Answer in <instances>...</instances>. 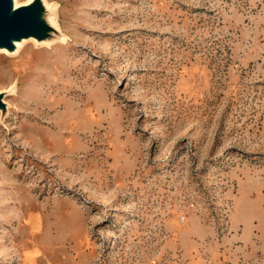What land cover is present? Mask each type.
Here are the masks:
<instances>
[{
	"label": "rangeland",
	"instance_id": "374dc122",
	"mask_svg": "<svg viewBox=\"0 0 264 264\" xmlns=\"http://www.w3.org/2000/svg\"><path fill=\"white\" fill-rule=\"evenodd\" d=\"M43 1L54 41L0 50V264H264V0Z\"/></svg>",
	"mask_w": 264,
	"mask_h": 264
},
{
	"label": "water",
	"instance_id": "95a60500",
	"mask_svg": "<svg viewBox=\"0 0 264 264\" xmlns=\"http://www.w3.org/2000/svg\"><path fill=\"white\" fill-rule=\"evenodd\" d=\"M45 9L43 0H31L24 4H16L15 0H0V50L13 54L24 42L23 39L33 40L37 45L53 42L55 37L52 34H58V31L55 26L52 27L56 30L51 28L52 18H46ZM6 94L5 90H0V110L4 114Z\"/></svg>",
	"mask_w": 264,
	"mask_h": 264
},
{
	"label": "bare ground",
	"instance_id": "6f19581e",
	"mask_svg": "<svg viewBox=\"0 0 264 264\" xmlns=\"http://www.w3.org/2000/svg\"><path fill=\"white\" fill-rule=\"evenodd\" d=\"M24 40H26V39H23V41H24ZM23 41H21V42H23ZM19 43H20V42H19ZM15 51H17V49H16ZM18 53H19V51H18ZM18 53H17V54H18ZM8 58H9V57H8ZM5 61H6V60H5ZM16 67H17V66H16ZM14 68H15V66H14ZM15 69H17V68H15ZM5 71H6V70H5ZM5 71H4V72H5ZM2 72H3V71H2ZM14 74H15V73H14ZM5 75H6V74H4V76H5ZM7 75H8V74H7ZM12 75H13V74H12ZM7 77H8V76H7ZM10 77H11V76H10ZM8 78H9V77H8ZM0 79H1V81L3 80L2 77H0ZM4 79H5V78H4ZM8 80H9V79H8ZM1 81H0V82H1ZM6 83H7V81H6ZM9 83H10V82H9ZM33 84H34V83H33ZM13 85H14V84H13ZM10 86H11V85H10ZM15 89H16V88H15ZM5 90H6V89H5ZM13 93H14V92H13ZM31 104H32V103H31Z\"/></svg>",
	"mask_w": 264,
	"mask_h": 264
}]
</instances>
